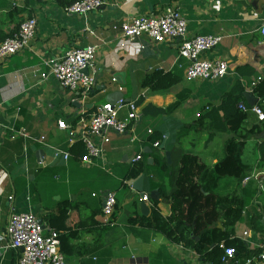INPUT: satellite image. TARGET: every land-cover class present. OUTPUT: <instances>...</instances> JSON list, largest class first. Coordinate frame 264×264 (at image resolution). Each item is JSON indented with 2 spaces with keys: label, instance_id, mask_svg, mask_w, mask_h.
Here are the masks:
<instances>
[{
  "label": "crops",
  "instance_id": "1",
  "mask_svg": "<svg viewBox=\"0 0 264 264\" xmlns=\"http://www.w3.org/2000/svg\"><path fill=\"white\" fill-rule=\"evenodd\" d=\"M104 1L101 10L72 17L57 0H0V28L6 34L29 18L38 21L29 48L0 65V264H18L20 257L18 251L7 248L5 232L12 212L33 213L59 231L61 243L70 252L65 254L62 248L65 264H210L194 247L171 242L158 229L130 224L131 220L150 222L155 210L164 220L170 219L173 209L167 197L177 189L182 157H197L212 169L226 156L232 140L241 145L249 179L242 183L222 179L215 194L218 198L237 194L246 201L241 220L228 229L229 240L263 253L264 124L249 111L251 118L239 137L230 130L223 101L240 82L245 105L251 108L258 103L253 85L264 78V46L260 44L264 0ZM169 7L180 10L187 20V37H222L220 45L201 59L227 61L225 78L188 80L190 64L179 56V42L155 44L143 37L123 46L115 25L137 16H159ZM88 45L99 46L96 83L90 93L70 92L52 75L41 78L50 73L48 62ZM241 68L255 74L245 71L242 78ZM157 72L177 76L180 82L165 91L145 88V80ZM120 98L136 102L141 120L125 134L110 132L102 157L83 163L86 150L81 159L72 152L82 143V121H88L101 105ZM60 120L68 123L74 137L59 128ZM156 134L166 137L157 148L152 141ZM56 150L70 153V159L55 158ZM142 154L150 156L146 158L149 168L140 177V192L134 188L140 178L128 176L137 164L133 160ZM157 157L164 158L166 168ZM108 191L117 195L113 226L103 224ZM144 196L149 197L147 202ZM218 207L219 214L207 227L210 232L225 233L227 206ZM192 227L188 225L189 231ZM191 239L197 244L202 235L192 232ZM242 262L237 253L225 264Z\"/></svg>",
  "mask_w": 264,
  "mask_h": 264
},
{
  "label": "built area",
  "instance_id": "2",
  "mask_svg": "<svg viewBox=\"0 0 264 264\" xmlns=\"http://www.w3.org/2000/svg\"><path fill=\"white\" fill-rule=\"evenodd\" d=\"M104 0H83L70 7L64 8L69 16H88L101 10L105 6ZM38 28L36 18H29L22 22L14 30V34L0 44V65L7 62L9 58L25 49L29 48L35 39ZM118 31L126 42H134L143 37L148 38L152 43L164 44L179 42V56L189 62L186 69V78L190 81H218L225 78L229 73V64L222 60L201 59L203 55L213 51L222 42L220 36H196L187 37L188 22L175 7L167 8L159 16H137L130 20H125L113 27ZM261 45L264 46V22L260 28ZM98 45H88L78 47L68 51L61 59L48 62L50 73H43L41 78L46 80L50 75L54 76L62 87L70 92L83 90L90 93L96 83V57ZM261 78L258 79L260 81ZM116 79H114V82ZM253 86H256L254 84ZM239 108L243 112L256 114L260 121H264V111L255 105L248 108L245 104H240ZM126 112V117L122 113ZM142 116L134 101H126L124 98L115 103H105L92 114L88 121H82L84 129L81 133L80 141L85 145L86 154L82 157L83 163H91L93 159L101 158L103 154V144H108L110 132L125 134L134 130V125L141 120ZM61 130L69 131L70 137H74V131L65 120H60L58 124ZM152 133V132H150ZM166 138V137H162ZM100 140L98 145L96 140ZM45 140V138H42ZM134 137L132 141H135ZM161 143L156 142L154 147H160ZM70 159V153L56 150L55 158ZM142 160V155L137 156L133 163ZM249 179V178H248ZM247 179V180H248ZM14 198L11 197L10 201ZM144 201L149 197L144 196ZM117 206V195L108 191L105 194L103 205V224L113 226L112 217ZM5 236L8 241L7 248L20 253L18 264H65L66 256L62 252L61 235L59 231L49 224H43L33 213L12 212L6 228ZM221 248L225 251L222 262L228 263L235 259L237 252L233 247H226L224 243ZM245 264H264V252L259 256L249 259Z\"/></svg>",
  "mask_w": 264,
  "mask_h": 264
},
{
  "label": "trees",
  "instance_id": "3",
  "mask_svg": "<svg viewBox=\"0 0 264 264\" xmlns=\"http://www.w3.org/2000/svg\"><path fill=\"white\" fill-rule=\"evenodd\" d=\"M83 0H57V4L63 9L70 7ZM15 30V29H14ZM14 30L9 34H6L0 28V44L10 38L14 34ZM245 71H249L248 75L253 76L255 73L248 68L239 69V73L242 78L246 77ZM178 82L180 78L172 74H165L157 72L151 77L147 78L144 82L145 88L149 87L153 91H165L171 89ZM245 88L242 83L238 82L223 101V107L227 112V122L230 130L241 136L244 124L251 118V113L243 112L238 109L241 101L247 105L243 98ZM258 103L257 106L261 107L264 111V78H262L254 87ZM249 106V105H248ZM250 107V106H249ZM253 107V106H252ZM264 124V121H262ZM162 140V135H153L152 141L154 144ZM85 145L77 143L73 148V154L80 158L85 154ZM150 154H142V160L135 165V168L131 171L128 178L138 179L145 175L146 169L149 168L146 163V158ZM157 162H161V167L164 166V158H155ZM182 169L177 182V189L173 195L168 196V200L172 204L173 215L170 219L164 220L160 213L155 210L151 216L150 222L131 220V227L140 226L147 229H158L159 232L171 242H183L188 246L194 247L196 251L202 256V258L210 264H222V259L225 255V251L221 248V244L224 243L226 247H233L239 256L243 257V262L246 263L249 259H253L259 256L261 251H249L244 244L240 242H234L229 240V230L234 228L236 224L241 220L243 214V207L245 200L241 196L234 194L227 197H219L215 194V189L219 187L222 179L231 178L238 180L239 183L245 178H248V167L245 166L241 157V145L237 144L235 140H232L227 145L226 156L218 162L212 169L201 164L197 157L191 155H185L181 159ZM256 193V191H253ZM208 193V194H207ZM155 202V205H158ZM213 205V207H212ZM227 206L226 223L225 228L227 231L224 233L221 230L214 229L209 230V223L214 222L217 217L219 208L218 206ZM209 208H212L209 211ZM94 219L91 218V220ZM191 224L192 229H188V225ZM82 224L80 225V227ZM229 229V230H228ZM195 235H202V239L199 243L194 244L191 239V233ZM210 233V234H207ZM206 234V235H205ZM137 236L141 237V233H137ZM63 243V252L66 251Z\"/></svg>",
  "mask_w": 264,
  "mask_h": 264
},
{
  "label": "water",
  "instance_id": "4",
  "mask_svg": "<svg viewBox=\"0 0 264 264\" xmlns=\"http://www.w3.org/2000/svg\"><path fill=\"white\" fill-rule=\"evenodd\" d=\"M121 99V98H120ZM117 102V101H116ZM256 103H253L252 106H255ZM39 156L42 158L44 156V151H41V153L39 154ZM142 183H143V178H140L139 180L136 181L134 188L137 191L142 192ZM144 209L146 208L145 205H143Z\"/></svg>",
  "mask_w": 264,
  "mask_h": 264
}]
</instances>
